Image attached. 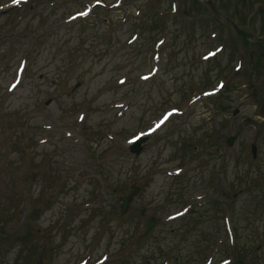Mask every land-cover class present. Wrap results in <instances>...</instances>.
Returning <instances> with one entry per match:
<instances>
[{
    "label": "rangeland",
    "instance_id": "374dc122",
    "mask_svg": "<svg viewBox=\"0 0 264 264\" xmlns=\"http://www.w3.org/2000/svg\"><path fill=\"white\" fill-rule=\"evenodd\" d=\"M0 264H264V0H0Z\"/></svg>",
    "mask_w": 264,
    "mask_h": 264
},
{
    "label": "water",
    "instance_id": "95a60500",
    "mask_svg": "<svg viewBox=\"0 0 264 264\" xmlns=\"http://www.w3.org/2000/svg\"><path fill=\"white\" fill-rule=\"evenodd\" d=\"M145 140H146V138H143L142 137V138L138 139L137 141H135L134 142V145L132 147V152H134L136 154H140L141 151H142L141 143L143 141H145ZM234 142H235V138H232V139L229 140V144L230 145H233ZM257 150H258L257 145L253 144L252 145V153H253V155H254L255 158H257ZM138 192H139V188L136 187V188H134L131 191V193L129 195H124V196L121 197V201H122V214H125L129 210L130 204L133 201L134 197L138 194ZM141 211L143 213H145V209L144 208H142ZM155 222H156L155 219H152L150 221V223H149V225H148V227L146 229V235L153 228V226L155 225Z\"/></svg>",
    "mask_w": 264,
    "mask_h": 264
},
{
    "label": "snow or ice",
    "instance_id": "6c2138e0",
    "mask_svg": "<svg viewBox=\"0 0 264 264\" xmlns=\"http://www.w3.org/2000/svg\"><path fill=\"white\" fill-rule=\"evenodd\" d=\"M17 2H19V0H17ZM84 14H86V13H84Z\"/></svg>",
    "mask_w": 264,
    "mask_h": 264
}]
</instances>
